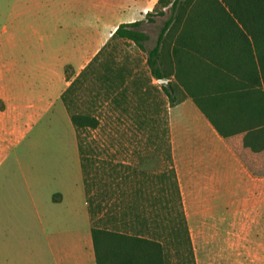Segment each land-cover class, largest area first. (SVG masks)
I'll use <instances>...</instances> for the list:
<instances>
[{"label":"crops","instance_id":"1","mask_svg":"<svg viewBox=\"0 0 264 264\" xmlns=\"http://www.w3.org/2000/svg\"><path fill=\"white\" fill-rule=\"evenodd\" d=\"M157 1L11 3L7 26L0 29V247L7 252L0 249V264H96L75 129L61 97L102 49L104 55L120 41H110L117 27L144 21ZM136 51L135 65L129 58L120 65L125 86L135 80L139 91L155 88L156 98L152 93L149 102L156 103L157 115L160 85L147 82L146 54ZM101 56L78 92L93 85L90 73L101 61H110ZM190 73L180 70L183 82L201 89ZM165 82L175 85L173 77ZM130 91L83 98L86 110L77 112L95 118L102 110L106 116L137 114L142 100L138 106ZM172 98L174 104L165 96L162 100L195 264H264V151L245 149L241 133L219 136L182 87ZM98 147L104 150L102 159L112 163L104 166L103 176L110 193L142 188L128 184L142 178L138 164L127 158L126 149L136 144Z\"/></svg>","mask_w":264,"mask_h":264},{"label":"trees","instance_id":"2","mask_svg":"<svg viewBox=\"0 0 264 264\" xmlns=\"http://www.w3.org/2000/svg\"><path fill=\"white\" fill-rule=\"evenodd\" d=\"M157 19L163 21L154 46L147 50L149 37L142 32L143 25H153ZM115 40L129 42L146 54L148 83L174 78L175 85H160L159 107L165 105L163 96L174 104L172 94L180 86L219 136L227 139L241 133L245 149L254 154L264 151V0H158L144 21L119 25L110 39ZM103 52L61 97L75 129L96 264H173L170 259H175V264H195L170 154L167 120L164 157L154 155L158 162L151 170V154L140 158L137 164L142 178L128 184L131 188L141 184L142 188L127 195L107 190L104 166L112 163L100 157L103 163L96 162L94 148L83 142L85 132L96 130L100 123L75 111L73 96ZM182 68L198 78L201 89L194 91L183 82ZM90 75L99 95L118 97L132 89L138 106L142 100L143 110L130 115L140 132L155 122L157 105L149 102L152 93L156 98L155 88L139 91L135 80L126 87V70L111 61L101 62ZM153 135L154 140L151 135L143 146V150H153L152 154L161 147L156 133ZM100 223L113 226L100 227Z\"/></svg>","mask_w":264,"mask_h":264},{"label":"rangeland","instance_id":"3","mask_svg":"<svg viewBox=\"0 0 264 264\" xmlns=\"http://www.w3.org/2000/svg\"><path fill=\"white\" fill-rule=\"evenodd\" d=\"M14 0H0V29L1 27L7 26V20H8V13L9 9L11 7V3ZM23 1V0H22ZM162 19H157L155 24H145L143 25L142 32H144L146 35H148L149 40L145 43V48L147 50L151 49L154 46L155 39L157 37L159 28L162 24ZM112 47L109 48L104 55L101 56L102 59H107L110 61H114L119 66L121 64H124L122 62H125V59L129 58L131 65H135L137 63V60H139V54L136 51V48L133 47L130 43L117 41L114 42ZM103 62V61H101ZM156 85H159L156 83ZM100 91L96 85H89L83 89H80L78 92V99L76 100V109L75 111H81L85 112L87 104L83 103V98L89 99L93 95H99ZM166 104V103H165ZM96 118L99 120V127L94 131H86L85 134L82 136L83 142L85 144H91L94 148V159L96 162H101L98 158H103L102 152L103 149L98 147L101 143L106 142H112V141H123L125 143L129 144H136L138 149H126L130 153L128 161L130 163L137 164L140 158L143 156H148L151 154L153 161L152 165L149 168L154 169L157 167L156 162H158V159L155 161L154 155L158 154L159 158L164 157V146L166 144V112L164 105L160 106L159 113L154 116V123L148 124L146 127V131L140 132L138 128L136 127L135 118L131 116H106L104 114V110L98 115H96ZM152 131V132H151ZM154 133H156L157 136V143L161 146L160 149L152 154L153 150H143V146L146 143H149L148 140H154ZM67 137V134L65 133V138ZM149 152V153H148ZM151 152V153H150ZM156 156V157H158ZM1 252L7 253L6 251H2V247H0ZM37 249V248H36ZM173 264H175V259H170ZM241 261V260H238Z\"/></svg>","mask_w":264,"mask_h":264},{"label":"built area","instance_id":"4","mask_svg":"<svg viewBox=\"0 0 264 264\" xmlns=\"http://www.w3.org/2000/svg\"><path fill=\"white\" fill-rule=\"evenodd\" d=\"M164 81H165V80H161V81H158L157 83H158L159 85H161V84H164Z\"/></svg>","mask_w":264,"mask_h":264},{"label":"water","instance_id":"5","mask_svg":"<svg viewBox=\"0 0 264 264\" xmlns=\"http://www.w3.org/2000/svg\"><path fill=\"white\" fill-rule=\"evenodd\" d=\"M164 83H166V82L164 81Z\"/></svg>","mask_w":264,"mask_h":264}]
</instances>
